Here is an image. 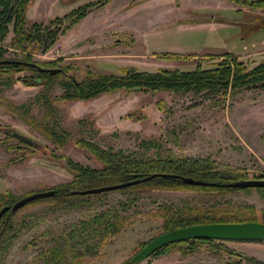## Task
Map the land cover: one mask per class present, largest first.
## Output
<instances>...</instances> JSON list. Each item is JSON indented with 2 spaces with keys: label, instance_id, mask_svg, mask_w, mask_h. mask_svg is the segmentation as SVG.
<instances>
[{
  "label": "rangeland",
  "instance_id": "1",
  "mask_svg": "<svg viewBox=\"0 0 264 264\" xmlns=\"http://www.w3.org/2000/svg\"><path fill=\"white\" fill-rule=\"evenodd\" d=\"M87 1L90 0H30L26 23L47 22ZM91 11L60 34L48 50L36 51L33 58L41 61L62 57L56 66L73 63L78 78L87 69L118 73L119 67L125 65L146 70L188 69L194 68L198 59L203 67H210L216 55L224 52L234 53L250 67L264 60V8L261 7H249L233 0H113L109 8ZM13 35L9 23L4 43L11 46L5 56L18 58L21 52L11 43ZM159 53L175 56L161 57ZM28 73L29 70L0 73V191L10 189L22 196L71 179L72 171L64 157L57 155L60 153L83 165L100 167L102 162L97 155L77 143L80 138L104 147L134 151L140 156H153L157 150L162 151V146H171L177 154H210L221 167L245 171V178L256 177L264 170V87H247L226 96L207 90L121 88L87 100H55L61 125L69 133L65 144L58 148L10 108V103L32 101L41 89V85H26L17 79ZM61 90L56 86L50 95ZM162 100L166 110L157 106V101ZM29 105L27 115L37 122L42 120L43 106L34 100ZM11 130L29 136L32 142L27 144ZM128 195L108 190L95 196L91 205L72 210L47 211L45 202L25 205L15 218L26 226L3 264H41L40 251L48 244L43 236L36 235L44 229L57 231L105 208L129 214L133 222L104 247L103 257L85 256L82 264H115L131 256L139 249L140 242L163 231L161 219L146 214L163 202L241 203L251 205L247 210L252 208L259 219L264 207V198L255 187L226 192L153 189L142 192L134 201ZM221 241L264 261V241ZM227 259L237 260L238 256L202 243L191 253L173 246L136 264H225ZM242 264L248 263L243 260Z\"/></svg>",
  "mask_w": 264,
  "mask_h": 264
},
{
  "label": "trees",
  "instance_id": "2",
  "mask_svg": "<svg viewBox=\"0 0 264 264\" xmlns=\"http://www.w3.org/2000/svg\"><path fill=\"white\" fill-rule=\"evenodd\" d=\"M108 1L90 0L71 8L62 15H55L47 22L32 21L27 24L26 7L30 0H0V59L6 58L5 53L11 46L4 43L5 35L9 31V23H11L14 32L11 43L21 52V56L18 58L36 61L44 67L62 68L54 74H50L23 63H0V73L10 74L15 71L29 70L30 73L18 76L17 79L26 85H41V89L33 96L34 102L41 104L44 109L43 118L39 122L27 115V111L30 109L29 104L33 100L19 105L12 103L9 105L13 111L18 112L26 121L49 137L58 148L65 144L69 133L61 125V117L54 104L55 100H87L121 88L177 92L207 90L211 94L220 93L226 96L247 87H264V60L250 67L245 61L230 52L216 55L217 59L210 67H203L201 60L198 59L195 67L188 69L160 67L156 70H146L139 69L134 65H125L119 67L118 73L87 69L81 78L75 75L77 67L73 63L56 66L62 57L41 61L33 58L36 51L48 50L60 34L84 18L92 9L98 8ZM233 1L244 3L249 7L264 8V0ZM158 55L161 57L175 56L167 53ZM11 58L15 59V57ZM56 86H60L62 90L51 96L50 92ZM157 106L162 110L167 109L163 100L157 101ZM127 116H131V114L128 113ZM77 143L95 153L102 165L100 167L83 165L65 153L57 154L64 157L68 169L72 171L71 179L53 185L51 187L55 190L53 195L31 200L15 211L8 209L0 216V264H3L10 247L26 226L24 222L15 218L25 205L45 202L44 208L47 211L72 210L83 205H91L95 196L106 192L77 194L72 193V189L117 183L137 177L143 178L153 172L167 174H157L150 179H143L113 190L129 194L128 198L134 201L139 198L142 192L153 189L226 192L250 188L228 186L226 183L245 178V171L238 168L221 167L220 163L210 154H177L171 146H162V151L157 150L153 156H140L134 151H125L122 148L114 149L112 146L104 147L87 139L80 138ZM53 154L56 155L54 152ZM179 175H189L201 179L205 183H187ZM256 177H264V170ZM255 189L264 198V186H257ZM19 197L10 189L0 191V207L11 205ZM248 207L252 206L229 202L223 204L221 201L210 205L169 201L161 203L157 208L147 211L146 214L148 217L160 218L163 231L210 221L259 220L264 222V207L261 210V219L255 217L256 212L252 208H250L251 211L247 210ZM131 218L132 216L129 214L105 208L88 217L71 222L57 231L44 229L35 236H43L48 244L44 250L40 251L41 264H82L85 256L103 257L105 255L104 247L133 222ZM145 242H140V247ZM202 243H208L213 250L223 249L238 256L237 260L227 259L225 264H242L243 260H246L248 264H264V261L236 251L225 245L223 241L214 238H190L171 242L160 247L151 255L165 253L173 246H178L181 252L191 253L197 250ZM131 256L115 264H136L138 261H131Z\"/></svg>",
  "mask_w": 264,
  "mask_h": 264
},
{
  "label": "water",
  "instance_id": "3",
  "mask_svg": "<svg viewBox=\"0 0 264 264\" xmlns=\"http://www.w3.org/2000/svg\"><path fill=\"white\" fill-rule=\"evenodd\" d=\"M264 21V18L262 19ZM17 62L27 65L34 66L40 71H47L50 74L61 70V67H44L38 64L36 61H26L22 59L14 58H2L0 63ZM13 134L20 140L28 143L32 142V139L18 131H14ZM157 174H167L153 172L143 178L137 177L128 179L125 181L104 184L99 186H92L82 189H72V193L87 194L97 193L101 191H108L117 188H121L143 179H150ZM187 183L202 184L205 183L203 180L194 178L192 176L179 175ZM232 187H257L264 186L263 177H252L240 180H234L226 183ZM55 190L53 188L40 189L29 192L25 195L20 196L11 205H3L0 207V216L8 209L15 211L19 207L39 197H47L53 195ZM190 238H214L219 240L234 239V240H264V222L259 220H243V221H210L202 223H194L190 225L180 226L169 230H164L157 235L147 240L142 247L135 251L130 257L131 261H141L147 256L151 255L154 251L160 247L169 244L171 242L186 240Z\"/></svg>",
  "mask_w": 264,
  "mask_h": 264
},
{
  "label": "crops",
  "instance_id": "4",
  "mask_svg": "<svg viewBox=\"0 0 264 264\" xmlns=\"http://www.w3.org/2000/svg\"><path fill=\"white\" fill-rule=\"evenodd\" d=\"M112 4H113V0H110V2L105 3L104 5H102V6L98 7V8H96V9H94V10L91 11V12L97 11V10L102 9V8H104V7H105V9H106V8H109ZM72 8H73V7H72ZM88 14H89V13H88ZM88 14H87V15H88ZM87 15H86V16H87ZM86 16H85V17H86ZM85 17H84V18H85Z\"/></svg>",
  "mask_w": 264,
  "mask_h": 264
},
{
  "label": "flooded vegetation",
  "instance_id": "5",
  "mask_svg": "<svg viewBox=\"0 0 264 264\" xmlns=\"http://www.w3.org/2000/svg\"><path fill=\"white\" fill-rule=\"evenodd\" d=\"M6 58H11V57H6ZM15 59H20V58H15ZM10 132H12L13 133V131L11 130ZM27 144H29L28 142H27Z\"/></svg>",
  "mask_w": 264,
  "mask_h": 264
}]
</instances>
